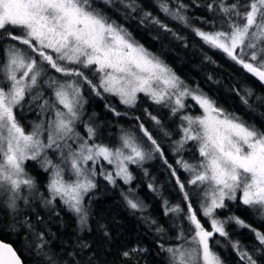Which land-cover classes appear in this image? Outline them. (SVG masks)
<instances>
[{
    "label": "snow or ice",
    "instance_id": "snow-or-ice-1",
    "mask_svg": "<svg viewBox=\"0 0 264 264\" xmlns=\"http://www.w3.org/2000/svg\"><path fill=\"white\" fill-rule=\"evenodd\" d=\"M117 3L132 11L137 9L135 0H0V197L3 198L0 207L11 217L5 230L18 234L19 228H26L31 235L27 248L34 249L40 264H81L74 252H67L69 259H63L52 250L46 233L36 231L28 217L17 218L23 211L20 202L27 208L38 200L45 207L55 209L59 201L75 215L78 229L90 232V209L86 201L90 202V193L97 187L95 177L99 174L113 186L117 180L130 185L134 176L129 166H142L158 153L187 205L185 212L181 203L171 205L164 200L163 214L180 220L181 224L187 220L189 225L187 230L178 226L174 237L177 243L165 246L164 227L147 218L161 238L159 250L167 254L168 264H224L210 241L217 234L228 239L226 225L231 223L248 228L256 241L251 249L239 241H230L241 264H264V232L238 216L217 217V210L227 207L226 201H239L264 219V129L224 112L204 93L188 87L99 6L115 7ZM159 7L166 15L188 25L182 12L187 7L185 4L179 3L173 9L166 0H161ZM206 7L221 17L226 29L193 28L195 36L222 51L264 84V0L243 3L212 0ZM143 19L171 31L150 13H145ZM85 69L98 76V82L94 83ZM84 86L97 97L104 93L116 96L128 108L135 107L138 94L143 93L154 104L169 108L172 116L179 114L180 136L172 143L177 157L175 166L165 158L160 144L142 122L139 130L151 147L131 132L122 133L115 147L90 143L97 130L88 123L83 125L87 137L82 136L76 126L83 123ZM45 90L51 93L48 98ZM248 95H252L251 91ZM26 97H30V104L42 101L38 107L42 114H47L27 132L14 113ZM189 98L199 105L201 115L183 113L187 107L185 100ZM241 99L249 105L247 97ZM257 100L264 104V97ZM109 110L116 116L129 115ZM147 115L156 125L161 124L155 115ZM161 130L165 136L171 135ZM189 142L196 146L199 155L195 162L182 155ZM49 151L54 155L50 156ZM26 161L37 162L48 174L46 194L26 171ZM101 161L112 165L113 171L101 168L97 173L96 165ZM178 170L189 174L187 186L192 187L191 192L179 178ZM148 188L156 191L152 183ZM122 195L130 209L144 210L142 202L129 194ZM193 197L198 199L199 214L210 223L211 230L198 218ZM97 230L106 241L112 240L106 225L98 223ZM24 238L29 239L28 235ZM76 246L91 251V244L86 241L78 240ZM143 251L132 247L122 251L121 256L127 260ZM94 260V256L89 257L87 264H94ZM0 264H22L17 250L3 241H0Z\"/></svg>",
    "mask_w": 264,
    "mask_h": 264
},
{
    "label": "trees",
    "instance_id": "trees-1",
    "mask_svg": "<svg viewBox=\"0 0 264 264\" xmlns=\"http://www.w3.org/2000/svg\"><path fill=\"white\" fill-rule=\"evenodd\" d=\"M160 2L161 0H135L136 11L126 9L119 3L115 7H106L103 4L99 6L112 20L126 28L137 42L170 67L188 87L204 93L224 112L234 114L247 124H255L264 129V104L257 100V97H264L263 85L222 51L205 44L192 31L193 28L205 31L226 29V24L221 23V17L209 12L206 7L212 0H166L173 9L179 3L187 6L182 10L188 20L187 26L162 12L159 7ZM228 2L231 3L232 0H228ZM241 2L243 3L245 0H241ZM145 13H150L151 17L160 20L171 31H165L159 25L151 23L150 19L144 20ZM82 91L86 101L82 120L94 114L99 117L98 120L92 122V126L97 130L94 138L97 143L102 144L110 136L114 137V143H116L120 126L133 128L135 132L143 135L139 130V123L142 122L160 144V134L155 132L159 125H156L147 113L155 115L161 121L160 126L166 124L169 130L174 129L173 124L181 123L178 119L179 115L172 116L167 107L157 112L153 107L154 103L144 94L138 95L135 107L128 108L121 104L116 96L97 97L87 86H84ZM249 91L252 93L251 96L248 95ZM50 95V91L45 90V96L49 97ZM242 96L248 98L251 107L243 103ZM110 108L129 115L116 116L113 111L109 110ZM20 111L19 106L14 109L17 120L28 131ZM189 111L193 115L196 114V110L193 108ZM136 117L140 119L137 120ZM176 117L178 122H175ZM106 120H111L113 124L111 128L103 126L106 125ZM154 155L158 156L159 154ZM167 160L175 166L176 159ZM186 160L195 162L198 159ZM143 167L147 170L148 175L142 173L139 168H133L134 180L130 185H125L117 180L116 185L113 186L108 184L102 176L98 175L95 178L97 187L90 193V202L86 201V206L90 209V232L80 231L75 215L63 208L59 201L56 202L55 209L38 208L35 212L22 213L17 218L28 217L36 231L45 232L46 239L50 242L49 247L59 253L63 259H69L67 252H74L81 264H87L89 257L93 256L94 264H168L167 254L159 250L161 238L147 218L154 219L164 227L165 233L162 242L168 246L177 243L174 237L179 231L178 226L187 230L189 225L187 220H183L181 224L180 220L165 217L163 202L168 200L171 205L181 203L185 212L187 208L175 183V178L171 177L170 170L164 164L163 159H151ZM26 169L36 179L40 191L46 194L44 185L48 174L35 161H27ZM157 171H160V175L153 176L152 173ZM163 171L166 175L165 181L162 177ZM178 175L187 186L188 173L178 171ZM164 182L169 193L178 191L179 196L166 195L164 198ZM149 183L155 186L156 191L149 190ZM188 190L190 191V188ZM168 192L167 194H169ZM122 193L129 194L130 198L142 202L144 210L141 212L130 209ZM195 206H197V202ZM56 212H59V215H56ZM0 214V240L12 245L17 250L22 264H40L34 249L27 248V244L31 242V235L27 229L20 228L18 234L6 231L4 226L11 223V218H4L2 209H0ZM229 216H238L251 227L264 232V219L243 205L236 203L217 210L218 218L226 219ZM37 217H40L39 222ZM199 219L209 230L210 223L204 220L200 214ZM98 223L107 226L112 236L110 242L106 241L103 234L97 230ZM226 229L229 232L228 239L217 234L210 244L213 250L220 255L224 264H241L230 241H239L242 246L251 249L256 243L254 234L248 228H241L234 223L226 225ZM25 235L29 237L27 241L24 238ZM170 237L173 239H169ZM78 240L90 243L91 251L78 248L76 246ZM216 241H220V243L217 244ZM132 247L142 248L145 251L133 254L126 260L121 256V252Z\"/></svg>",
    "mask_w": 264,
    "mask_h": 264
},
{
    "label": "rangeland",
    "instance_id": "rangeland-1",
    "mask_svg": "<svg viewBox=\"0 0 264 264\" xmlns=\"http://www.w3.org/2000/svg\"><path fill=\"white\" fill-rule=\"evenodd\" d=\"M51 74H53V73H51ZM85 74L86 75H88V77L90 78V79H92L93 80V82L95 83V81L96 82H98V76H96V75H93V72L91 71V70H87V69H85ZM54 75H55V73H54ZM95 80V81H94ZM82 94H83V91H82ZM140 94H143V93H140ZM103 95H106V96H110V94H107V93H104ZM139 95V94H138ZM45 98H48L47 96H45ZM118 98V97H117ZM29 99H30V97H26L25 98V101L19 106V109L21 110L20 111V113L22 114V120H23V122L25 123V126L26 127H28V131H31V129H32V126H33V124L34 123H39L40 121H42V120H44L45 118H46V115L47 114H42L41 112H40V109H39V107H38V104L39 103H42V101H39V102H36V103H29L28 101H29ZM85 100V99H84ZM118 100H119V98H118ZM86 102V101H85ZM185 103H186V105H187V107L183 110V113L184 114H189V115H193V114H191L190 113V111L189 110H191L192 108L194 109V110H196V114H194L193 116H196V115H201L202 114V110L200 109V107H199V105H197V104H195V102L194 101H192L190 98L189 99H186L185 100ZM125 106V105H124ZM153 107H155L154 109L157 111V112H159L161 109H166V107H164V106H161V105H156V104H154L153 105ZM85 111V103H84V110H83V112ZM179 115V114H178ZM180 117V116H179ZM99 119V117H98V115H96V114H94L93 116H89V118H87V119H83L82 121H83V123H80V124H77V131H79L80 132V134L82 135V136H84L85 138L87 137V134H86V132H85V129H84V123H88V124H91L92 125V122L93 121H96V120H98ZM107 122H106V125H103L104 127H108V128H111L112 127V122H111V120H106ZM19 122V121H18ZM181 122V121H180ZM20 123V122H19ZM21 124V123H20ZM180 124L178 123L177 125H176V127H175V124H173L172 125V127H175L173 130H169L168 128H167V126H166V124L165 125H159L158 126V128H156L155 129V132L156 133H158V134H160V135H162L163 137L165 136L164 135V131H162L161 129H163V130H166L168 133H170L171 135L170 136H175V137H177V139H179V136H180V133H179V129H177V127L179 126ZM21 126L24 128V126L21 124ZM25 129V128H24ZM105 129V128H104ZM119 129H120V132H119V136H118V139H117V141H116V143H114L115 142V139H114V137L113 136H110V137H108V138H106L107 140L105 141V142H103L102 144H105V145H108V146H112V147H115L116 145H117V143H119V137L122 135V133H124V132H131V133H134L137 137H139L142 141H144L145 142V144H147V146L148 147H150V142H147V140H146V137H143V135H141L140 133H138V132H135L134 131V129L133 128H128V127H123V126H120L119 127ZM25 131L27 132V130L25 129ZM177 133V134H176ZM91 142H95V143H97L95 140L94 141H90V143ZM98 144H101V143H98ZM49 155L50 156H53L54 154L51 152V151H49ZM153 159H155V158H153ZM150 160H146L144 163H143V165L145 164V163H147V162H149ZM26 163H27V161L25 162V168H26ZM143 165L142 166H136V165H130L129 166V168H130V171L132 172V174H133V168H139L141 171H142V173H145V168L143 167ZM89 166H91V164H89ZM101 168H103L105 171H113V166L112 165H109V164H107V162H104V161H101V163H99V164H97L96 165V170H97V173H99L100 172V170H101ZM26 171H27V169H26ZM153 174V176H157V175H160V171H157V172H153L152 173ZM99 175V174H98ZM97 175V176H98ZM96 176V177H97ZM100 176V175H99ZM95 177V178H96ZM121 181V180H120ZM122 183H123V181H121ZM37 186H38V183H37ZM164 189V188H163ZM168 192V191H167ZM169 193V192H168ZM26 194V193H25ZM167 195H170V196H175V195H177L175 192H171V193H169V194H167ZM3 198L2 197H0V200H2ZM233 202V201H232ZM238 202V201H237ZM236 202V203H237ZM20 208L23 210L22 211V213L24 214V213H27V212H35L38 208H42V209H45V206L41 203V202H39L38 200L37 201H33L32 203H31V205L29 206V207H27V208H25V206H24V204H23V202L21 201L20 202ZM0 209H2V211H3V216H4V218L5 217H7V218H11L5 211H4V209L2 208V207H0ZM0 216H1V214H0ZM210 225V224H209ZM19 230H20V228H19ZM209 230H211V228L209 229Z\"/></svg>",
    "mask_w": 264,
    "mask_h": 264
},
{
    "label": "flooded vegetation",
    "instance_id": "flooded-vegetation-1",
    "mask_svg": "<svg viewBox=\"0 0 264 264\" xmlns=\"http://www.w3.org/2000/svg\"><path fill=\"white\" fill-rule=\"evenodd\" d=\"M178 119L180 121V117H178ZM175 122H178L177 117L175 118ZM176 125L177 124L175 123V127H176ZM175 127H173V128H175ZM177 129H178V127H177ZM159 137H160V140H161L160 141L161 150L164 152L165 158L166 159H176L177 157L173 154V151H172V143H173L174 140H177V137H175V136H164L163 137L162 135H160ZM182 155H183L184 159H199V155H198V152L196 150V146L192 142H189V144L186 146V150L182 153ZM154 158L155 159H161L159 155L158 156L154 155ZM178 171L182 172L183 170H178ZM165 176H166L165 175V171H163V173H162L163 181H165ZM188 179H189V174H188V177L186 178V183H187ZM163 188H164L163 189V193H164L163 195H164V198H166L167 187L165 186V182H164ZM188 188H190V192H191L192 191V187L188 186ZM175 193L179 196L178 191H175ZM196 202H197V206H195ZM236 202L237 201H235V202L226 201L227 207L231 206L233 204H236ZM192 203H193L194 209L198 213V218H199L200 210H199V206H198V199L196 197H193L192 198ZM237 204L241 205L239 203V201L237 202ZM185 205H186V203H185ZM186 208H187V205H186ZM203 219L206 220L204 217H203Z\"/></svg>",
    "mask_w": 264,
    "mask_h": 264
},
{
    "label": "water",
    "instance_id": "water-1",
    "mask_svg": "<svg viewBox=\"0 0 264 264\" xmlns=\"http://www.w3.org/2000/svg\"><path fill=\"white\" fill-rule=\"evenodd\" d=\"M250 74V73H249ZM251 75V74H250ZM252 76V75H251ZM253 77V76H252ZM253 78H255V77H253ZM256 79V78H255ZM257 80V79H256ZM258 81V80H257ZM259 82V81H258ZM263 86H264V84H262ZM1 241V240H0Z\"/></svg>",
    "mask_w": 264,
    "mask_h": 264
}]
</instances>
